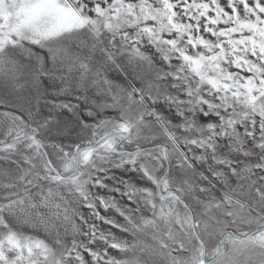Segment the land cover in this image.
Returning <instances> with one entry per match:
<instances>
[{
    "label": "snow or ice",
    "instance_id": "1",
    "mask_svg": "<svg viewBox=\"0 0 264 264\" xmlns=\"http://www.w3.org/2000/svg\"><path fill=\"white\" fill-rule=\"evenodd\" d=\"M0 264H264V0H0Z\"/></svg>",
    "mask_w": 264,
    "mask_h": 264
}]
</instances>
